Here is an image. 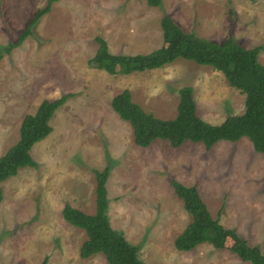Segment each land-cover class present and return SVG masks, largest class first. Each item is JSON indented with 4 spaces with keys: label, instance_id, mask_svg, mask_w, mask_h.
Wrapping results in <instances>:
<instances>
[{
    "label": "rangeland",
    "instance_id": "1",
    "mask_svg": "<svg viewBox=\"0 0 264 264\" xmlns=\"http://www.w3.org/2000/svg\"><path fill=\"white\" fill-rule=\"evenodd\" d=\"M23 40L0 57V156L19 139L25 114L67 95L52 113L51 131L29 150L35 165L17 168L0 183V264H108L102 252L80 256L83 228L63 217L69 205L96 209L94 170L106 179L110 226L137 247L148 264H251L231 250L232 239L179 250L174 238L191 220L172 179L195 186L210 216L264 254V153L248 137L219 140L209 149L183 141L134 142L133 130L112 108L126 89L154 116L177 112L178 88L191 86L198 115L220 123L244 110V94L208 65L176 58L165 65L109 73L89 64L105 39L109 52L136 55L165 45L160 19L169 15L184 31L243 47L260 46L264 65V0H0V48Z\"/></svg>",
    "mask_w": 264,
    "mask_h": 264
},
{
    "label": "trees",
    "instance_id": "2",
    "mask_svg": "<svg viewBox=\"0 0 264 264\" xmlns=\"http://www.w3.org/2000/svg\"><path fill=\"white\" fill-rule=\"evenodd\" d=\"M51 0H49L50 2ZM157 5L160 0H147ZM49 9V3L38 9L19 34L17 41L9 42L0 48L9 52L30 32V25ZM162 38L165 45L148 53L129 55L109 52L105 39L96 37L98 47L89 59V64L109 73H130L132 71L158 68L176 58L192 60L197 64L208 65L223 73L228 84L244 94V110L240 114H230L220 123H209L197 113L191 86L178 88L177 112L173 118L162 119L144 111L131 100L126 89L111 100L112 108L129 122L133 130L134 142L148 146L154 139L167 140L178 147L183 141L203 143L209 149L219 140L236 141L246 136L254 150L264 153V65L257 59L260 46L243 47L229 36L221 41L203 39L192 32L184 31L169 15L160 19ZM67 95L53 100H42L33 114H25L19 127V139L0 156V183L16 173L17 168L35 165L29 150L34 142L45 137L50 131V117ZM109 167L94 170L96 178L93 214H85L65 205L63 217L69 223L83 228L87 238L80 247V256L87 257L102 252L108 264H148L137 255V247L110 226L106 215V179ZM176 195L183 200L184 208L191 214V220L175 236L174 245L179 250H191L204 242L221 247L227 237L232 239L231 250L242 260L251 264H264V254L257 246H250L233 229L223 227L217 218H212L199 197L195 186H185L172 179L170 182ZM2 190L0 187V200ZM45 264V261L42 262Z\"/></svg>",
    "mask_w": 264,
    "mask_h": 264
}]
</instances>
